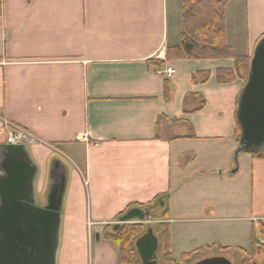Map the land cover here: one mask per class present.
<instances>
[{"label": "crops", "instance_id": "0c3cea01", "mask_svg": "<svg viewBox=\"0 0 264 264\" xmlns=\"http://www.w3.org/2000/svg\"><path fill=\"white\" fill-rule=\"evenodd\" d=\"M219 1L226 45L252 57L264 36V0ZM2 4L0 128L8 121L35 137L27 149L43 185L54 160L67 175L55 264H119L121 251L104 230L115 231L132 209L152 227L150 212L160 205L168 212L162 224L174 221L176 205L186 216L177 221L206 224L246 202L240 208L251 217L242 220L264 242V160L250 156L249 179L238 177L234 161L244 82H217L218 70L234 69L232 59L168 56L180 46L182 0ZM167 67L171 78L157 74ZM162 126L167 133L191 126L194 138H155ZM257 259L264 264V255Z\"/></svg>", "mask_w": 264, "mask_h": 264}, {"label": "water", "instance_id": "95a60500", "mask_svg": "<svg viewBox=\"0 0 264 264\" xmlns=\"http://www.w3.org/2000/svg\"><path fill=\"white\" fill-rule=\"evenodd\" d=\"M235 118L240 129L236 162L238 154L264 147V37L253 50ZM37 172L27 147H0V264H55L67 175L60 161L50 163L44 205L39 206L35 201ZM133 220L145 222V213L128 211L116 228ZM134 245L141 264H158L159 240L152 227ZM194 264L232 263L223 256H213Z\"/></svg>", "mask_w": 264, "mask_h": 264}, {"label": "trees", "instance_id": "16d2710c", "mask_svg": "<svg viewBox=\"0 0 264 264\" xmlns=\"http://www.w3.org/2000/svg\"><path fill=\"white\" fill-rule=\"evenodd\" d=\"M225 3L219 0H182V33L180 35V46L168 52L169 57L187 58L190 60L207 59H232L234 62L233 70H218L216 80L219 84H228L236 79H241L244 84L247 81L251 57H238L233 49L226 45L224 28V8ZM3 4L0 0V16L2 14ZM264 37V36H263ZM262 37V38H263ZM168 96V90L165 89V97ZM180 128H172V132L167 133L165 127L157 130L155 138L183 135L185 138H194V132L191 126L183 131ZM240 138V129L238 125L235 130V139L237 143ZM252 158L264 160V147L257 152L246 153ZM166 211L162 218H167ZM160 235L164 242V261L166 264H176L170 255V225L164 223L161 225ZM147 226L142 223L121 225L115 231L104 230V237L116 244L120 251L119 264H141L136 249L134 248V239L141 236ZM260 233L264 237V225L260 227ZM211 248V247H207ZM225 250L224 248H220ZM241 253L246 254L247 262L254 263V259L259 255H264V245L260 244L252 231V243L249 251L243 249ZM204 252V248H199L193 252L185 253L181 256V262L191 259L193 256Z\"/></svg>", "mask_w": 264, "mask_h": 264}, {"label": "rangeland", "instance_id": "374dc122", "mask_svg": "<svg viewBox=\"0 0 264 264\" xmlns=\"http://www.w3.org/2000/svg\"><path fill=\"white\" fill-rule=\"evenodd\" d=\"M59 157L65 160L62 155H59ZM250 164V156H247L246 153H241L236 156L235 166L236 168L241 167L237 172L239 178H242L243 175H246L247 179H249V175H251ZM218 173L219 172L217 171L215 174L217 175ZM42 176L43 175L37 176L35 187V201L39 206L44 204V191L47 184L46 180L48 179L49 175H44V185L42 182ZM202 183L205 182L197 181V184L195 185L200 187ZM42 186H44L43 189L41 188ZM237 204L239 209L237 212L234 210L231 211L229 209L225 211L221 210L220 213H217L214 216L221 218L222 220L217 221V223L206 224L177 221V219L186 218V216L182 215L181 210L176 205V208L172 209V214L170 215L171 219L174 220L170 223V255L176 264H194L205 257H209L208 255L211 254L223 256L227 258L232 264H253L251 261L248 263L246 254L241 253L240 251L241 249L249 250L252 243L251 224H247L246 221L242 220V218H250L251 215L249 212L241 210L240 208L242 207L241 205L244 207L248 206V203H242V201L239 200ZM224 205L225 203L222 204V207ZM166 208L167 205H160L158 208L154 209L152 207L149 208V210L153 209V211L150 212V224L152 225L154 233L157 234L159 240L157 259L159 260L160 264H166L164 261V242L161 235L159 234L161 230L160 227L162 225L160 219L162 218ZM218 210L219 206L216 207V211ZM139 223L140 222L138 220H133V222L129 224ZM129 224L126 223L125 225ZM142 224L145 225L144 223ZM108 230L112 232V228H108ZM145 232L146 230L144 233ZM256 237L258 238L257 232ZM137 238L134 239L133 243H135ZM220 247H225V250H221ZM199 248H204V252L193 256L191 259L185 261V263H180L181 256L183 254L193 252ZM254 263L262 264L261 260H258L257 257L254 259Z\"/></svg>", "mask_w": 264, "mask_h": 264}, {"label": "built area", "instance_id": "2783aa9c", "mask_svg": "<svg viewBox=\"0 0 264 264\" xmlns=\"http://www.w3.org/2000/svg\"><path fill=\"white\" fill-rule=\"evenodd\" d=\"M174 73L175 70L170 67H167L163 74L157 71L158 75H164L166 78H171ZM0 135L5 136L6 145L10 146H24L28 148L37 142L28 130L8 121H3L0 128ZM262 245H264V242H262Z\"/></svg>", "mask_w": 264, "mask_h": 264}, {"label": "flooded vegetation", "instance_id": "af4514ba", "mask_svg": "<svg viewBox=\"0 0 264 264\" xmlns=\"http://www.w3.org/2000/svg\"><path fill=\"white\" fill-rule=\"evenodd\" d=\"M43 205H44V204H43ZM43 205H42V206H43ZM209 257H210V256H209ZM211 257H213V256H211ZM205 258H208V257H205ZM203 259H204V258H203ZM157 262H158V264H160L158 259H157Z\"/></svg>", "mask_w": 264, "mask_h": 264}]
</instances>
